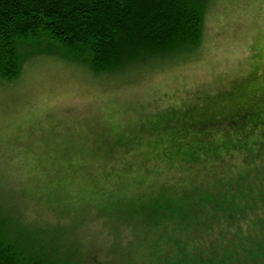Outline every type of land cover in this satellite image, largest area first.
<instances>
[{"label": "rangeland", "instance_id": "obj_1", "mask_svg": "<svg viewBox=\"0 0 264 264\" xmlns=\"http://www.w3.org/2000/svg\"><path fill=\"white\" fill-rule=\"evenodd\" d=\"M55 49L29 41L19 76L0 81V189L80 229L117 224L173 174L242 165L264 143V0H212L200 46L149 67L95 74Z\"/></svg>", "mask_w": 264, "mask_h": 264}, {"label": "trees", "instance_id": "obj_2", "mask_svg": "<svg viewBox=\"0 0 264 264\" xmlns=\"http://www.w3.org/2000/svg\"><path fill=\"white\" fill-rule=\"evenodd\" d=\"M211 1L0 0V81L19 76L20 48L40 39L95 74L149 67L200 46ZM254 142L242 165L173 174L114 225L80 229L4 185L0 264H264V143Z\"/></svg>", "mask_w": 264, "mask_h": 264}]
</instances>
